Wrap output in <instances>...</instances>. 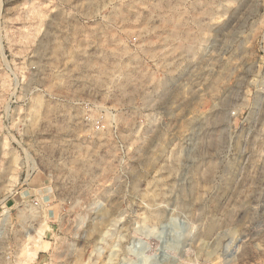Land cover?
I'll return each mask as SVG.
<instances>
[{
  "label": "rangeland",
  "instance_id": "1",
  "mask_svg": "<svg viewBox=\"0 0 264 264\" xmlns=\"http://www.w3.org/2000/svg\"><path fill=\"white\" fill-rule=\"evenodd\" d=\"M205 262L264 264V0H0V264Z\"/></svg>",
  "mask_w": 264,
  "mask_h": 264
},
{
  "label": "bare ground",
  "instance_id": "2",
  "mask_svg": "<svg viewBox=\"0 0 264 264\" xmlns=\"http://www.w3.org/2000/svg\"><path fill=\"white\" fill-rule=\"evenodd\" d=\"M183 45V44H182ZM186 45H188V47H189V44H187V42H186ZM185 46V45H184ZM187 49V51L188 50H190L189 48H186ZM186 51V50H185ZM184 51V52H185ZM159 216H161V215H159ZM153 218H158V213H157V215H153ZM215 229H216V223H215V221H210L208 224H207V226L205 227V233L206 234H211V233H213L214 231H215ZM101 230H99L98 231V234H97V236H99L100 235V237H98V239L100 238L101 240H102V238H101ZM97 239V238H96ZM99 239V240H100ZM33 255L34 254V252H29V255Z\"/></svg>",
  "mask_w": 264,
  "mask_h": 264
},
{
  "label": "built area",
  "instance_id": "3",
  "mask_svg": "<svg viewBox=\"0 0 264 264\" xmlns=\"http://www.w3.org/2000/svg\"><path fill=\"white\" fill-rule=\"evenodd\" d=\"M203 264H214V263H212V262H205V263H203Z\"/></svg>",
  "mask_w": 264,
  "mask_h": 264
}]
</instances>
